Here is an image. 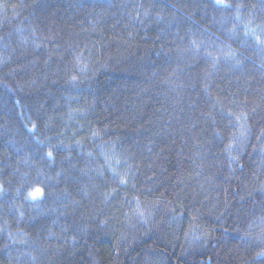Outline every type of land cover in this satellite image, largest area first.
<instances>
[{
    "label": "trees",
    "instance_id": "trees-1",
    "mask_svg": "<svg viewBox=\"0 0 264 264\" xmlns=\"http://www.w3.org/2000/svg\"><path fill=\"white\" fill-rule=\"evenodd\" d=\"M223 1L0 0V264H264V0Z\"/></svg>",
    "mask_w": 264,
    "mask_h": 264
},
{
    "label": "rangeland",
    "instance_id": "rangeland-1",
    "mask_svg": "<svg viewBox=\"0 0 264 264\" xmlns=\"http://www.w3.org/2000/svg\"><path fill=\"white\" fill-rule=\"evenodd\" d=\"M216 3H218L217 2V0H214ZM218 4H225V2L222 0V2H220V3H218ZM36 190L37 189H34V190H32V191H30V192H28L27 194H26V197L28 198V199H35L36 197H38V196H40V189H39V192L36 194V196H35V198H33V196H32V194L33 193H36Z\"/></svg>",
    "mask_w": 264,
    "mask_h": 264
},
{
    "label": "snow or ice",
    "instance_id": "snow-or-ice-1",
    "mask_svg": "<svg viewBox=\"0 0 264 264\" xmlns=\"http://www.w3.org/2000/svg\"><path fill=\"white\" fill-rule=\"evenodd\" d=\"M217 2L220 3V2H222V0H217ZM258 42H260L259 39H258ZM49 155H51V153H49ZM122 182H123V181H122ZM38 192H39V189L36 190V193H33V194H32L33 198H35V196H36V194H37Z\"/></svg>",
    "mask_w": 264,
    "mask_h": 264
}]
</instances>
